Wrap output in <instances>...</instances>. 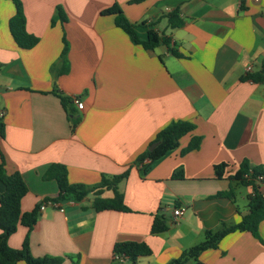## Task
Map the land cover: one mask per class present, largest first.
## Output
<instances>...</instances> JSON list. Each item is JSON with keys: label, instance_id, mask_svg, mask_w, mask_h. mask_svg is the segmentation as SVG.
Listing matches in <instances>:
<instances>
[{"label": "crops", "instance_id": "crops-1", "mask_svg": "<svg viewBox=\"0 0 264 264\" xmlns=\"http://www.w3.org/2000/svg\"><path fill=\"white\" fill-rule=\"evenodd\" d=\"M18 1L25 31L37 43L31 49L15 45L8 29L15 7L12 0H0V155L6 173H19L27 186L21 211L56 197L57 183L44 174L51 164H61L69 184L87 187L102 175L128 170L117 189L129 212H95L92 195L59 202L39 212L32 230L19 225L8 238L10 248L19 249L27 237L35 258L119 264L114 244L136 242L151 254L135 264H168L201 242L205 231L240 221L252 188L216 179L213 166L235 167L246 159L264 172V82L241 80L247 67L258 72L264 57V0ZM113 5L130 23L145 24L137 29L141 37L153 30L169 44L149 51L131 43L115 15H101ZM56 7L65 21L51 25ZM171 12H177L179 27L167 25ZM63 37L68 71L56 75ZM53 90L83 103L82 111L71 104L79 116L74 130ZM175 121L194 129L142 174L136 160ZM195 137L199 146L184 151ZM230 187L233 198L217 197ZM258 189L264 197V183ZM109 192L101 196L109 198ZM173 207L184 208L182 217L152 235L153 215L171 220ZM258 235L228 234L199 261L264 264V220Z\"/></svg>", "mask_w": 264, "mask_h": 264}, {"label": "trees", "instance_id": "trees-1", "mask_svg": "<svg viewBox=\"0 0 264 264\" xmlns=\"http://www.w3.org/2000/svg\"><path fill=\"white\" fill-rule=\"evenodd\" d=\"M142 1L144 0H130L128 3L138 4ZM12 2L15 7V14L8 22L9 33L18 48L31 49L36 45L37 38L25 31V18L20 2L18 0H12ZM64 15L63 10L60 7H56L51 25L55 24L56 21H65ZM101 15H115V25L127 34L131 43L141 46L144 50L152 51L160 44H169L167 38L157 34L153 30H147L145 36L141 37L137 29L144 27L145 24L130 23L117 5L103 10ZM165 18L170 28H176L181 25L177 12H171ZM67 51L68 44L63 37L62 50L59 56L60 65L58 68L53 67L56 75H61L68 71ZM175 55L177 54L175 53ZM241 80L253 83L264 82V57L261 60L260 70L255 73L245 74ZM53 93L59 98L66 112L70 128L74 130L79 122V116L71 108L72 101L55 90H53ZM193 129L194 125L190 122L175 121L158 132L150 144V146L156 144L155 147L151 151L147 148L145 153L135 162L139 171L144 174L153 162L173 151L178 146L179 139L193 131ZM199 141V138H193L184 151L196 149L199 146ZM144 160H147V162L144 163ZM213 172L216 179L226 178L235 186L252 188V194L247 196V213L242 215L240 221L235 224L221 222L216 229L205 231L201 242L187 248L179 257L172 259L168 264H202L199 261L200 254L209 249H216L223 237L234 232H249L253 237L259 239L258 225L264 220V197L258 188L259 184L264 183V172L257 167H252L246 159L242 160L235 167L227 163L214 165ZM127 176L128 170L116 176L106 177L102 175L100 182L93 187L80 184L71 185L67 180L65 166L51 164L44 174V179H52L57 183L58 193L51 200L55 203L66 201L79 202L83 198L92 195L93 202L91 208L95 212H129L123 202L122 194L117 189L119 182ZM173 177H176V175H173ZM0 183L3 186V191L0 195V264H61L64 257L45 255L35 258L31 256L27 237L19 249H12L8 246V238L15 233L19 225L25 227L28 231L32 230L39 218L40 203L31 211H21L20 203L22 198L27 194V186L19 173H6L4 159L1 155ZM104 191H110L112 196L109 198L102 197L101 195ZM233 194L234 188L230 187L226 192H219L217 197L233 198ZM169 224L170 220L163 213H156L153 215L150 233L152 235L163 233L167 231ZM113 254H123L127 257L129 264H135L139 257L149 256L151 250L143 243L120 242L114 244Z\"/></svg>", "mask_w": 264, "mask_h": 264}, {"label": "built area", "instance_id": "built-area-1", "mask_svg": "<svg viewBox=\"0 0 264 264\" xmlns=\"http://www.w3.org/2000/svg\"><path fill=\"white\" fill-rule=\"evenodd\" d=\"M250 73V68L247 67L245 70V74ZM72 104L75 106V108L78 111H82L83 110V103L81 102V100L77 97H74L72 99ZM147 162V160H144V163ZM47 206H51V207H58L57 203L51 201V200H46V201H42L40 202V211L43 210L45 207ZM184 213V208L182 207H173L172 209V213H171V220H170V224L169 225H174L176 224L179 219L182 217ZM113 260L117 261L119 264H126L128 263V259L125 255L123 254H113Z\"/></svg>", "mask_w": 264, "mask_h": 264}, {"label": "water", "instance_id": "water-1", "mask_svg": "<svg viewBox=\"0 0 264 264\" xmlns=\"http://www.w3.org/2000/svg\"><path fill=\"white\" fill-rule=\"evenodd\" d=\"M156 144H152L150 147H149V151H151L154 147H155Z\"/></svg>", "mask_w": 264, "mask_h": 264}, {"label": "rangeland", "instance_id": "rangeland-1", "mask_svg": "<svg viewBox=\"0 0 264 264\" xmlns=\"http://www.w3.org/2000/svg\"><path fill=\"white\" fill-rule=\"evenodd\" d=\"M108 195H110V192L108 193ZM105 197V196H104Z\"/></svg>", "mask_w": 264, "mask_h": 264}]
</instances>
